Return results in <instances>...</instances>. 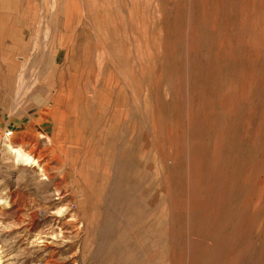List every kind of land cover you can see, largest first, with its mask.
<instances>
[{
	"label": "rangeland",
	"instance_id": "374dc122",
	"mask_svg": "<svg viewBox=\"0 0 264 264\" xmlns=\"http://www.w3.org/2000/svg\"><path fill=\"white\" fill-rule=\"evenodd\" d=\"M0 264H264V0H0Z\"/></svg>",
	"mask_w": 264,
	"mask_h": 264
},
{
	"label": "bare ground",
	"instance_id": "6f19581e",
	"mask_svg": "<svg viewBox=\"0 0 264 264\" xmlns=\"http://www.w3.org/2000/svg\"><path fill=\"white\" fill-rule=\"evenodd\" d=\"M31 150V149H30ZM16 156L18 159L24 160V162H29L31 158L29 156L23 155L20 150L16 152ZM44 174V173H43ZM8 260V259H7Z\"/></svg>",
	"mask_w": 264,
	"mask_h": 264
}]
</instances>
